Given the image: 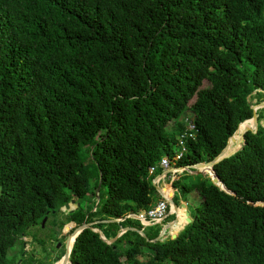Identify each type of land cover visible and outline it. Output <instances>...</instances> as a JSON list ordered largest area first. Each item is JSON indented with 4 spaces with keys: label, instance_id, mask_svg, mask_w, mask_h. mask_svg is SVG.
I'll use <instances>...</instances> for the list:
<instances>
[{
    "label": "trees",
    "instance_id": "obj_1",
    "mask_svg": "<svg viewBox=\"0 0 264 264\" xmlns=\"http://www.w3.org/2000/svg\"><path fill=\"white\" fill-rule=\"evenodd\" d=\"M252 97L264 100V0H0V264H15V241L70 199L54 234L89 226L69 264H264L262 108L212 166L233 194L210 170L177 177L197 196L181 230L178 210L174 235L115 237L141 229L125 215L160 198L148 167L211 160ZM184 111L193 136L172 161Z\"/></svg>",
    "mask_w": 264,
    "mask_h": 264
},
{
    "label": "rangeland",
    "instance_id": "obj_2",
    "mask_svg": "<svg viewBox=\"0 0 264 264\" xmlns=\"http://www.w3.org/2000/svg\"><path fill=\"white\" fill-rule=\"evenodd\" d=\"M202 86H205V83L202 84ZM252 103L256 102V98L252 97V99L250 100ZM191 113L184 111L180 114L179 119L186 124L187 122H189L191 120ZM259 123L261 124V126H264V119H261L259 121ZM174 149V146H173ZM202 175H206V172H201ZM191 175L189 174L186 170L183 171H179L178 174H175V177H179V180L182 182L183 180H185V178ZM171 182H163V184L160 185V188H162L163 192L172 198L176 208L181 212L182 214V219L180 222V228L182 227V225L185 223V217L189 218L190 217V213L192 210L193 205L196 203L194 202V200H188L187 198H185V196H183L180 191H179V186L178 185H172L170 184ZM153 189L155 190L154 184L151 183ZM170 189V190H169ZM156 192V190H155ZM157 193V192H156ZM152 194V198L155 200L156 196ZM157 195H159L157 193ZM91 196V195H90ZM153 200V201H154ZM69 208L72 209L75 207V204H71L68 203ZM59 212L55 215V218H52L50 216H48L42 226L40 225L41 221L39 222V225H33L30 226L26 229L25 233L23 235H21L17 241H15V243L13 244L12 248L9 249V251L7 252L8 257L11 255H14L15 257L18 256V251L19 248L22 247V249L24 250V255H23V259L24 261H26L24 264H27V262H29V260H33L34 263L36 262V257L38 258L39 256H41V262L43 261H47L49 264H57L58 262L56 261L57 258L61 257V253L59 252H55L54 253V257L51 258L49 260H46V256L48 254V250L49 249H53V245L55 242V238L57 241H60L61 243L65 242V238L67 235H69L70 233H68L64 238H61L60 235H56L54 234V232L59 231L57 225H53L52 221L54 220L59 221V220H63L65 213L68 210H65L63 208V205L59 208ZM64 213H62V212ZM170 219H173V215H168L166 217V219L164 220V222H162V224H165L167 221H169ZM160 226V227H159ZM156 225L153 226V228H158V233L161 230V225ZM69 228V227H68ZM142 231L147 230V229H141ZM157 233V234H158ZM170 233H175V232H170ZM165 235V234H164ZM55 236V238H54ZM73 238V237H72ZM39 241H42L43 243H40ZM72 242V240H71ZM123 245V244H121ZM145 246H142V248H144ZM148 249V248H146ZM61 252V251H60ZM58 256V257H57ZM48 258V257H47ZM38 261V260H37ZM16 264V263H15Z\"/></svg>",
    "mask_w": 264,
    "mask_h": 264
},
{
    "label": "water",
    "instance_id": "obj_3",
    "mask_svg": "<svg viewBox=\"0 0 264 264\" xmlns=\"http://www.w3.org/2000/svg\"><path fill=\"white\" fill-rule=\"evenodd\" d=\"M246 103H247V105H248V106L251 108V110H252V114H251L250 118L245 119V120H243V121H241V122H239V123L237 124L235 130H234V131L232 132V134L227 138L224 147L219 151V153H218L215 157H213L211 160H209V161H207V162H198V163H195V164H192V165L182 166V168H183L182 171H183V170H186L189 174H198V173H201V172H202L201 170L198 169L200 166H204V165H205V166H208V168H209V170H210V173H208V176H209L210 179L215 183V185H216L219 189L225 191L226 193L233 194L232 192H230L229 190H227V189L224 187V185L218 180V178L216 177V175L214 174V172H213V170H212V166H213L215 163H217L218 161H220L221 159L226 158V157H229L230 155H232L233 153H235V152L240 148L241 144L243 143V134H244L246 131H252V132H254V131L256 130V127H257L256 110L259 109V108L264 109V100H262V101H260V102H258V103H252L250 100H247ZM249 119L252 121V127H250V126H249V127H248V126H247V127H243V128L241 129V133H240V143H239L238 146L235 147L231 152L226 153V147H227L228 141H229L230 139H232L233 134L238 130L239 126H240L241 124H243L246 120H249ZM170 184H171V183H170ZM154 187H155V190L157 191V193H158L159 195H161V192H160V190H159V187L156 186V185H154ZM165 199H166V201H167L169 204L172 205V209H174V211H172V212L175 213L176 206H175L174 202L172 201V198H171V197H166ZM68 203H71V204L74 203V204H75V207L77 206V203L74 202V199H70L69 202L63 204V208H64L65 210L72 211V210L75 208V207H74V208L70 209ZM131 216H133V215H131ZM120 220H121V219H110V220H103V222H118V221H120ZM188 221H189V218H186V217H185V223L182 225V227H181L179 230H181V229L183 228V226L186 225V224L188 223ZM43 222H44V218L41 220V223H40L41 226H42ZM88 226H89V223H81L79 226H77V227H75L74 229H72V231L70 232V234L67 235L66 238H65L64 247H63V253H62V255H61L60 258H57V259H56V261L61 260V264H69L68 256H69V252H70V248H71L72 242H73L75 236H76V235H77V234H78L83 228H86V227H88ZM125 230H131V231H134V232H136L137 234H139L141 237H143L144 239H146V238H145V234H144V232H143L141 229L127 228V227H126V228H121V229H120V232H119L115 237H117L119 234H121V233H122L123 231H125ZM179 230H178V231H179ZM93 231L98 232L100 238H101L102 240H104L105 242H107V243L112 242V241L114 240V238H115V237H114V238L111 239V240H105V238L101 235V233H100L97 229H93ZM178 231H177V232H178ZM164 233H165V227L161 228V230L159 231V233L157 234V236H156L155 238L151 239L150 241L161 240V238L165 237L167 234H168V235H174L176 232H175V233H167V234H165V235H164ZM70 236H73V239H72V242H71L70 247L68 248V241H69Z\"/></svg>",
    "mask_w": 264,
    "mask_h": 264
},
{
    "label": "built area",
    "instance_id": "obj_4",
    "mask_svg": "<svg viewBox=\"0 0 264 264\" xmlns=\"http://www.w3.org/2000/svg\"><path fill=\"white\" fill-rule=\"evenodd\" d=\"M186 129H188V131L187 130L183 131L176 138V142L173 149L174 152L172 156V161H177L181 158L184 152V139L187 137L191 138L193 136V132L190 131L193 129V125L191 124V121L186 123ZM156 167L159 169V173L156 174L151 179V182L154 185L158 186L159 190H160V185L163 184V182L173 181L174 179H176L175 174L176 173L178 174V172L182 171L183 169L182 166H174L166 155L162 156L156 162V165H152L148 167L147 170L148 174H153ZM173 170H177V172L173 173ZM160 192H161V195H159L160 198L156 200L154 203H152L147 209H141L136 213H128L125 215V217L137 220L142 225V228L161 225V228L165 227L164 234L170 233L168 231V225L176 220V214L172 212L173 211L172 205L169 204L165 199L166 197H170L169 194L166 195L162 193L161 190ZM171 214L173 215V219H170L165 224H162V222H164L166 217Z\"/></svg>",
    "mask_w": 264,
    "mask_h": 264
},
{
    "label": "flooded vegetation",
    "instance_id": "obj_5",
    "mask_svg": "<svg viewBox=\"0 0 264 264\" xmlns=\"http://www.w3.org/2000/svg\"><path fill=\"white\" fill-rule=\"evenodd\" d=\"M63 247H64V243L62 242H60V241H56V243H54V245H53V249H49L48 250V254H47V256L45 257L46 258V260H49L50 259V257L51 258H53L54 257V253L55 252H59L60 253V251L61 250H63ZM24 250L22 249V252L20 253V257H19V259H17L16 260V264H20V263H25L26 261H24V259H23V255H24V252H23ZM48 257V258H47ZM39 258H41V256H39L38 258L36 257V259L38 260V263L39 264H46V263H48L47 261H43V262H41V259H39ZM37 260H36V262L34 263V261L33 260H29V262H30V264H36L37 263ZM59 261V260H58ZM57 261V262H58ZM55 264V263H54Z\"/></svg>",
    "mask_w": 264,
    "mask_h": 264
},
{
    "label": "bare ground",
    "instance_id": "obj_6",
    "mask_svg": "<svg viewBox=\"0 0 264 264\" xmlns=\"http://www.w3.org/2000/svg\"><path fill=\"white\" fill-rule=\"evenodd\" d=\"M243 127H247V126H246L245 124L240 125L239 128H238V130L233 134L232 139H230V141L233 140V138H234V136L236 135V133L239 132V131H241V129H242ZM248 127H249V126H248ZM228 145L230 146L229 143H228ZM228 145H227V147H226V153H227V151H228V149H229V146H228ZM198 169L201 170V171L209 170L208 166H205V165H204V166H200ZM160 190L162 191V193H164L163 190H162L161 188H160ZM164 194H165V193H164ZM173 211H174V209H173ZM175 214H176V220L173 221V222H171V223L168 225V230L173 226V224H174V223L179 219V217H180V215H179V211H178L177 208L175 209ZM72 237H73V236H70V238H69V241H68V248H69L70 245H71V240L73 239ZM57 264H61V260H59Z\"/></svg>",
    "mask_w": 264,
    "mask_h": 264
},
{
    "label": "crops",
    "instance_id": "obj_7",
    "mask_svg": "<svg viewBox=\"0 0 264 264\" xmlns=\"http://www.w3.org/2000/svg\"><path fill=\"white\" fill-rule=\"evenodd\" d=\"M185 198H187L188 200H194V202H197V196L195 195V193L193 191L188 192L185 195Z\"/></svg>",
    "mask_w": 264,
    "mask_h": 264
}]
</instances>
